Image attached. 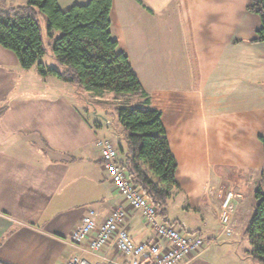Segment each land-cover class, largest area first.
<instances>
[{
	"label": "crops",
	"instance_id": "0c3cea01",
	"mask_svg": "<svg viewBox=\"0 0 264 264\" xmlns=\"http://www.w3.org/2000/svg\"><path fill=\"white\" fill-rule=\"evenodd\" d=\"M89 1L58 0L63 10ZM12 2L7 3L26 4ZM250 2L113 0L112 38L119 51L130 44L141 49L138 60L133 51L120 52L151 107L162 113L178 164L180 189L169 202L167 224L207 242L183 264H257L249 239L248 246L243 239L264 171V43L253 42L261 19L248 12ZM175 27L181 45L173 55ZM150 46L152 55L145 53ZM158 47L162 54L154 53ZM88 99L103 104V115L96 111L91 119L83 103ZM110 103L118 107L122 99L43 78L36 68L25 71L16 55L0 46L1 264H70L80 254L72 236L89 210L101 223L121 208L134 243L155 238L102 165L100 143L125 147L124 128L108 119ZM227 192L236 195L232 237L223 235L219 223ZM171 210L186 218L194 213L201 224L189 225L184 216L172 220ZM85 250L81 256L89 264L127 261L112 244L92 253L86 242Z\"/></svg>",
	"mask_w": 264,
	"mask_h": 264
},
{
	"label": "trees",
	"instance_id": "16d2710c",
	"mask_svg": "<svg viewBox=\"0 0 264 264\" xmlns=\"http://www.w3.org/2000/svg\"><path fill=\"white\" fill-rule=\"evenodd\" d=\"M7 2L0 0V46L16 55L23 70L36 68L43 78L52 76L97 96L108 92L122 99L117 107L125 130V147L119 148L120 165L157 210L159 224L173 227L167 223L169 202L180 189L178 164L162 113L151 107L150 97L129 58L112 38L113 0H90L68 10L61 9L58 0H26L23 6H9ZM247 10L261 19L253 42L264 43V0H251ZM41 16L50 37L55 31L61 33L52 50L59 68L42 61L47 49ZM260 140L264 146V137ZM254 200L253 216L246 230L251 245L249 255L255 263L264 264V171Z\"/></svg>",
	"mask_w": 264,
	"mask_h": 264
},
{
	"label": "built area",
	"instance_id": "2783aa9c",
	"mask_svg": "<svg viewBox=\"0 0 264 264\" xmlns=\"http://www.w3.org/2000/svg\"><path fill=\"white\" fill-rule=\"evenodd\" d=\"M100 145L102 165L115 189L125 198L129 207L155 229V238L151 242L134 243L128 230L125 211L121 208L101 223H98V213L89 210L83 217L81 226L72 236L71 244L80 254L73 256L70 264H89L81 256L82 252H86V242L92 253L114 245L127 259L124 264H183L197 257L204 250L206 241L199 235H185L174 227L159 224L157 210L120 165L119 148L109 140L103 141ZM235 200L236 195L227 192L221 204L219 223L226 237H232L235 232L233 220ZM93 234L96 236L92 237Z\"/></svg>",
	"mask_w": 264,
	"mask_h": 264
},
{
	"label": "rangeland",
	"instance_id": "374dc122",
	"mask_svg": "<svg viewBox=\"0 0 264 264\" xmlns=\"http://www.w3.org/2000/svg\"><path fill=\"white\" fill-rule=\"evenodd\" d=\"M14 5H18L19 3V0H13L12 2ZM40 21H41V27H42V31H43V40H44V44H45V47L47 49V54L44 56V58L42 59V61L44 62V64L48 65L49 67H52V68H59V63L56 61V59L53 57V46H54V43L56 41V39L58 37H60L61 33L60 32H53V36L50 37L47 33V25H46V21L44 20V18L41 16L40 17ZM177 27H175L173 29V33H172V38H173V41H171V43L173 42V44L170 46L171 49H172V54L174 55L175 52H179L180 51V30L179 29H176ZM127 48L124 49V46H122L120 48V51H128V53L131 55L132 51L134 52L136 56V60L139 59V57L142 56V52H141V49L140 48H137L136 46H132L131 44L130 45H126ZM166 47H169V46H166ZM152 46H150V49H146L145 50V53L146 52H150V54L152 55ZM131 51V52H129ZM161 53L162 54V50H159V47H158V50L154 51V53ZM132 57V56H131ZM135 59V58H134ZM145 81H146V78H145ZM111 96L115 97L114 94L110 93ZM83 103H85L86 107H87V113L88 115L91 117V119H95L94 117V113L97 111L100 115H103V104H96L94 103L93 101L91 100H83ZM106 110H107V113H108V119L113 121V122H116L115 124L117 125H120V122H119V119H118V113H117V105H115L114 103H110L109 105L106 106ZM172 212V216H170V218L172 220L175 219V217H182L184 216V219L187 221V223H189V225H200L201 224V221L200 220H196L193 216V214H191V216H187L186 218V215L183 213V212H175V210H171ZM195 215V214H194ZM188 228H191V227H188ZM244 245H247L249 244L248 242V237L247 235L245 234L244 237Z\"/></svg>",
	"mask_w": 264,
	"mask_h": 264
}]
</instances>
